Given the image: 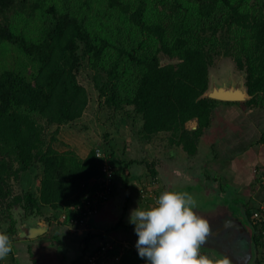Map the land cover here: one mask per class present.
<instances>
[{"label": "trees", "instance_id": "trees-1", "mask_svg": "<svg viewBox=\"0 0 264 264\" xmlns=\"http://www.w3.org/2000/svg\"><path fill=\"white\" fill-rule=\"evenodd\" d=\"M25 1L0 0V43L14 46L34 69L32 78L0 71V204L7 201L9 220L0 232L10 239L17 228L13 207L22 206L21 218L38 216L44 206L74 216L76 207L93 201L99 189L103 159L94 150L80 158L56 150L47 139L50 127L80 118L88 104L87 91L77 80L84 61L92 69L99 103L115 111L132 106L142 137L151 140L165 133L164 146L179 147L187 155L197 152L216 105L232 103L204 97L209 69L219 56H231L245 72L250 97L244 106L264 95V0H100L105 9L95 18L87 14L93 0L49 5L35 0L31 13L42 11L44 25L34 39L2 21ZM191 120L197 122L193 130L186 127ZM103 152L113 158V148ZM27 171L41 174L37 194L13 196L10 178ZM245 213L249 218L252 211L246 208ZM250 222L256 246H263L256 223ZM121 262L142 264L143 259L127 250Z\"/></svg>", "mask_w": 264, "mask_h": 264}, {"label": "crops", "instance_id": "crops-1", "mask_svg": "<svg viewBox=\"0 0 264 264\" xmlns=\"http://www.w3.org/2000/svg\"><path fill=\"white\" fill-rule=\"evenodd\" d=\"M233 115L238 116L237 119L234 118L237 122L235 121L236 124L233 128L230 123L229 125L221 124L227 130L232 128L236 137H239V140L231 136L225 138L231 140L230 148L220 145L222 142L220 139L227 135H219L222 130H220V126L213 127L214 121L211 119L210 126L197 141V152L194 155H187L184 151L186 156L181 148H179V152L170 149V152L164 153L163 151L167 147L164 146L163 149V146H159L157 141L142 137L138 131L132 133V128L130 130L123 129V131L120 128L121 133H124L125 136L130 134V137H126L127 141L131 140L122 145L120 153L113 157L115 182L112 194L99 211L88 220L87 225L73 228L60 219L62 214L60 209L44 206L38 216L43 222L48 223L47 230L41 235L25 240H16L12 237V251L2 261V264H78L86 251L96 248L104 240H116L119 243L135 245L137 236L134 226L128 222L130 210L137 205L141 207L152 205L163 190H177L172 186L177 173L184 172V170L191 172L189 171L190 168H193L191 165L196 160H204L205 157L217 161L215 168L219 175H215L216 178L210 185L207 183L198 185L200 196L202 194L207 196L211 192H215L221 198L216 199L217 205L214 209L201 208L200 215L209 217L208 222L211 225V222L219 216L218 211L222 210L220 214L222 215L226 208L232 206L229 211L241 219L245 231L249 235V240L244 241L245 246L252 247L248 249V253L245 251L239 253L240 257L208 251L207 246L203 244L201 252L208 256L211 255L212 258L218 255L221 259H227L229 264H263L261 259V256L262 258L264 256L263 248L255 244L256 233L250 222L252 218L251 215L247 218L245 209L253 211L264 197V185L262 184L264 177L262 147L264 145H261L260 149L256 147L252 153H247L244 149L247 147L250 149L252 145L254 146V141L257 140L256 132L252 130V122H249L252 110L238 111ZM244 115H246L245 121L240 119ZM186 127L195 129L197 127L196 120L187 122ZM248 136L253 137L249 142H247ZM151 150H153V154ZM201 165L203 164L197 163L195 166L201 168ZM222 182L227 183L225 184L226 188ZM234 189L236 191H233ZM227 191L229 192L227 193ZM230 193L237 195L235 198L239 202H234L236 205H233V201L229 197ZM212 203H215L213 199ZM17 222L16 233L18 231ZM89 236L90 238L83 245L84 240ZM53 239L56 244L63 245L62 252L59 253L55 249ZM129 250L137 251L132 247Z\"/></svg>", "mask_w": 264, "mask_h": 264}, {"label": "rangeland", "instance_id": "rangeland-1", "mask_svg": "<svg viewBox=\"0 0 264 264\" xmlns=\"http://www.w3.org/2000/svg\"><path fill=\"white\" fill-rule=\"evenodd\" d=\"M35 0H26L24 5H22V9L18 6L16 10L10 11L3 19L2 21L4 23H9L12 25V27L16 31H22L28 35L30 38H36L38 37L42 25H44V18L40 17L42 16L40 13L42 11L35 12L34 14L31 13V7L30 3ZM42 1V0H41ZM48 2V5L52 1H56L57 3H62L66 1L68 3L69 0H46ZM102 1V0H101ZM136 0H130V2H134ZM250 3L255 2L256 0H249ZM104 2V1H103ZM100 2V0H93V2L90 5L89 10L87 11V14L95 18V15L102 12V9H105V3ZM159 4V3H158ZM157 5V3H156ZM160 7V6H158ZM99 17L103 18V14H100ZM113 19V18H111ZM234 42L239 41V37L234 36L233 38ZM160 61L162 63H165V58H161ZM87 61L83 62V65L80 66L79 70L77 71V80L78 82L85 87L87 94H88V104L82 114V116L78 119H76L73 122H69L67 124H63L59 127H50L47 130V139L51 141L52 146L58 150V151H73L75 152L80 158H84L91 150H95L96 148H101L107 150L109 148L114 149V156L120 153V149L122 145H125V143H129L127 141L126 137H130L129 135H126L121 133L120 128L122 129H129L132 128V133L135 131H139L138 127L141 125V120L139 119V116L134 113L132 106H124L123 110L115 111L110 106H105L104 104H101L98 102V92L93 87V84L91 83V76H92V69H90ZM4 68L15 70L17 72H21L22 74H25L28 78H32V75L34 73V69L29 63V61L26 59L24 55L20 51H18L14 46L8 45L7 43L3 42V44L0 43V71ZM242 71H239L236 68L234 59L231 56H219L215 60V64L212 68L209 69V76H208V87L211 86V84H226L228 82L238 83L239 80L242 79ZM234 85V84H233ZM250 96H248L249 99ZM247 99V100H248ZM245 100V101H247ZM232 102L231 104H223L218 103L216 107L214 108L213 114H212V120L214 121L213 127L221 128L219 135H227L224 136V138L220 139L222 140L221 146H225L226 148H230L232 145H230L231 140L225 139L226 137H233L237 140H239V137H236V134H234V130L232 128L236 124V120L238 116L233 115L235 112L238 111H247L252 110V117L250 116L249 122H252V130H255L257 140L254 141V146L252 145L251 148L247 147L244 149L247 151V153H252L256 149H260L261 145H264V107H259L260 102H264V95H257L254 96L253 104H251V107L248 105L244 106L243 102ZM246 115L241 116V120L245 121ZM236 121V122H235ZM239 121V120H238ZM226 124L232 126L230 130H227V128H223V125ZM255 126V128H254ZM136 134V133H135ZM166 136L165 133H160L154 137H152V140L157 141L158 145L161 146L166 143ZM218 138V137H217ZM253 138V137H252ZM251 137L248 136L247 142H249ZM244 141L242 142V144ZM161 144V145H160ZM170 149L172 151H178L179 147H167L163 152L168 153L170 152ZM153 154V150H151ZM264 152V147H262V153ZM184 155L186 156V153L183 151ZM148 154L146 153V156ZM220 155V154H219ZM114 158H110V161L115 166V162L113 160ZM198 161V162H196ZM191 166L193 168H190L187 172L184 170V172L177 173L176 179H174V183L172 184L173 188H176L178 191H184L189 193L194 200L197 203V212L198 215L202 212L200 209H207L210 210L211 208L214 209L216 204V199L221 198V196H217V194L214 192L210 195H201L200 189L198 188L200 183L202 184H211L212 180L216 178L215 175H219V172L216 170L217 161H214L213 159L209 160V157H205L204 160H196ZM197 163H201V168H197L195 166ZM179 171V170H177ZM41 177L40 173L37 172H29L21 174L17 178H10L9 183L11 186L12 195L16 196L19 194H22L24 191L32 192L33 194H37L39 189V178ZM209 178V179H207ZM115 182V174H114V181L113 186ZM226 182V181H225ZM223 183L224 187L227 186ZM199 190V191H198ZM233 191H236L234 189ZM229 191H227L228 193ZM234 194V193H233ZM230 193L229 197L233 201V205H236L235 203L239 202V200L235 197H237L236 194ZM234 197V198H233ZM212 199L215 203H212ZM235 202V203H234ZM6 203L7 201H4L0 204V228L5 229L8 226V218L6 217ZM205 203V205H203ZM220 204V203H219ZM231 205V204H230ZM220 206V205H219ZM222 207V205H221ZM232 207V206H230ZM229 207V209H230ZM61 210V209H60ZM227 208L225 209V211ZM62 211V210H61ZM224 211V212H225ZM63 212L66 214L67 209L63 210ZM218 213H222V210L218 211ZM11 214L16 219V222L21 219V216L24 214V210L21 205H17L11 209ZM205 214V213H204ZM219 214V215H220ZM202 216V215H200ZM205 219L209 221V217L203 216ZM241 217V216H240ZM65 224H68L64 221ZM232 232V231H231ZM243 235V234H242ZM242 235H237L239 238ZM224 236L226 239L228 237L230 238V241L227 242V250L224 251V253L229 255H235L237 257H240L241 254H239L238 251L235 250V248L231 247V244H234L236 241H233V235L231 236L230 230H225ZM236 236V233H235ZM234 236V239H235ZM238 238V239H239ZM53 245L55 246V249L60 253L63 251V245L62 244H56L55 240L53 239ZM245 244L242 242V245ZM235 245V244H234ZM245 246V245H244ZM252 247V246H251ZM223 253V254H224ZM210 255V254H209ZM211 256V255H210ZM219 257L218 255H215L213 258ZM221 258V257H220Z\"/></svg>", "mask_w": 264, "mask_h": 264}, {"label": "clouds", "instance_id": "clouds-1", "mask_svg": "<svg viewBox=\"0 0 264 264\" xmlns=\"http://www.w3.org/2000/svg\"><path fill=\"white\" fill-rule=\"evenodd\" d=\"M196 207L189 193L163 190L152 205L130 210L128 222L134 226L135 247L144 264H229L201 252L211 229ZM11 251L9 235L0 232V264Z\"/></svg>", "mask_w": 264, "mask_h": 264}, {"label": "built area", "instance_id": "built-area-1", "mask_svg": "<svg viewBox=\"0 0 264 264\" xmlns=\"http://www.w3.org/2000/svg\"><path fill=\"white\" fill-rule=\"evenodd\" d=\"M95 156L103 159V163L100 168V179H98L99 189H97L93 196L94 200H85L83 206H77L76 209L79 210V214L74 216H67L62 213L60 219L67 222L69 226L73 228L85 227L88 220L92 218L101 208L102 204L105 203L112 194L113 181L115 174V166L110 161V158L105 156L101 148H96L94 150ZM262 184L264 185V177L262 179ZM264 189V188H263ZM96 203H99L97 207ZM252 220L256 223L257 228L261 234V239L263 243L264 252V197L259 203L256 209L251 213ZM135 249V245L119 243L116 240H104L96 248L86 251L81 257L78 264H122L121 258L126 250ZM261 259L264 264V256ZM144 264V260L142 262Z\"/></svg>", "mask_w": 264, "mask_h": 264}, {"label": "water", "instance_id": "water-1", "mask_svg": "<svg viewBox=\"0 0 264 264\" xmlns=\"http://www.w3.org/2000/svg\"><path fill=\"white\" fill-rule=\"evenodd\" d=\"M242 76V79L239 80L238 83L230 81L226 83V86L225 84H211V86L207 88L204 97L223 102H242L247 100L249 95L244 86L245 72L242 73ZM220 89L224 90L219 92ZM17 226L18 231L13 238L16 240H25L43 234L49 225L48 223L43 222L39 216H33L19 219ZM210 229V234L207 237L206 242L203 244L207 246L206 248L208 251L223 254L224 251L227 250V242L230 241V238L228 237V239H226L224 236L225 230H230L231 236L233 235V241L236 242L234 243L235 245L231 244V247L235 248L236 251L244 250L245 244L242 245V242H247L249 240V235L245 231L241 219L231 213L229 208L211 222ZM238 234L243 235L239 238L237 236ZM245 247L249 249L251 246L246 245Z\"/></svg>", "mask_w": 264, "mask_h": 264}, {"label": "flooded vegetation", "instance_id": "flooded-vegetation-1", "mask_svg": "<svg viewBox=\"0 0 264 264\" xmlns=\"http://www.w3.org/2000/svg\"><path fill=\"white\" fill-rule=\"evenodd\" d=\"M244 251H245L246 253H248V249H247L246 247L244 248ZM245 252H244V253H245Z\"/></svg>", "mask_w": 264, "mask_h": 264}, {"label": "bare ground", "instance_id": "bare-ground-1", "mask_svg": "<svg viewBox=\"0 0 264 264\" xmlns=\"http://www.w3.org/2000/svg\"><path fill=\"white\" fill-rule=\"evenodd\" d=\"M225 86H226V84H225ZM224 89H220V91L219 92H221V91H223Z\"/></svg>", "mask_w": 264, "mask_h": 264}]
</instances>
